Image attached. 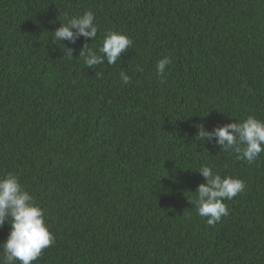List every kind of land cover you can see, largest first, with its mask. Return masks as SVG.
Returning <instances> with one entry per match:
<instances>
[{"label":"trees","instance_id":"16d2710c","mask_svg":"<svg viewBox=\"0 0 264 264\" xmlns=\"http://www.w3.org/2000/svg\"><path fill=\"white\" fill-rule=\"evenodd\" d=\"M85 11L95 40H54ZM109 30L132 45L86 67ZM249 115L264 120V0H0V176L55 238L33 264H264V152L197 136ZM202 166L246 185L214 226L190 203Z\"/></svg>","mask_w":264,"mask_h":264},{"label":"clouds","instance_id":"9594fccd","mask_svg":"<svg viewBox=\"0 0 264 264\" xmlns=\"http://www.w3.org/2000/svg\"><path fill=\"white\" fill-rule=\"evenodd\" d=\"M94 20L95 16L91 11L70 18L55 29L54 40H67L75 44L84 37L93 41L98 32ZM132 43L127 35L109 30L104 34L98 50H93L85 43L79 56L89 68L105 61L108 65H114ZM67 49V54L72 56L73 49ZM171 63V58L167 56L158 60L157 74L163 75ZM119 76L123 85L130 82L131 78L123 70ZM197 136L206 141L214 139L220 148L235 151L236 158L248 164L256 162L260 153L264 152V120L251 115L242 122L227 123L214 127L211 131L199 125ZM198 172L206 182L198 185L196 198L190 203H194L198 216L207 218L206 223L214 226L229 214L223 201L232 200L245 190L246 185L239 178L227 175L222 177L208 166H202ZM5 222L11 228L7 239L0 243V264H33L43 250L54 243L55 238L46 224L44 211L29 191L20 184L18 177L11 173L0 176V226Z\"/></svg>","mask_w":264,"mask_h":264}]
</instances>
